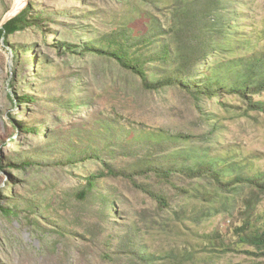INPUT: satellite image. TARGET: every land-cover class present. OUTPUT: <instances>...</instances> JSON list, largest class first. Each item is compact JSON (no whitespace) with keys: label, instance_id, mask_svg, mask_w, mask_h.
Returning <instances> with one entry per match:
<instances>
[{"label":"rangeland","instance_id":"obj_1","mask_svg":"<svg viewBox=\"0 0 264 264\" xmlns=\"http://www.w3.org/2000/svg\"><path fill=\"white\" fill-rule=\"evenodd\" d=\"M182 1L26 0L37 25L0 37V204L19 205L9 216L0 210V264H264V250L239 235L244 223L264 226V194L233 185L237 170L221 183L179 172L134 176L164 195L165 207L120 174L137 169L142 153L167 160L183 148L200 161L228 156V163L246 159L242 172L264 170V108L250 106H264V90L196 98L179 85L148 89L109 54L84 50H122L148 78L163 79L170 66L157 53L185 46L174 16ZM15 2L0 0V25ZM225 13L231 48L219 50L212 65L264 44V0H217L209 10L213 19ZM22 95L32 100L21 102ZM33 125L39 136L24 130ZM170 134L182 137L159 152L137 140L150 135L161 143ZM87 152L99 158L68 162ZM31 157L39 161L14 166ZM126 234L133 246H121Z\"/></svg>","mask_w":264,"mask_h":264},{"label":"trees","instance_id":"obj_2","mask_svg":"<svg viewBox=\"0 0 264 264\" xmlns=\"http://www.w3.org/2000/svg\"><path fill=\"white\" fill-rule=\"evenodd\" d=\"M216 2L217 0H203V4L201 3V6L198 8V1L184 0L177 7L175 6L174 16L177 19L176 22H178V30L183 33L186 40L185 42H182L185 46L181 45L174 51H172V49L170 50L169 47L163 46V48L157 53L156 58L160 61L168 62L170 66V68L164 69L162 72L164 74L163 79H157L154 81L148 78L144 73L143 64L140 62L132 63L127 54L122 50L105 53L95 50L91 46L86 47L84 50L100 54H109L121 66L138 73L143 80L144 86L148 89L160 88L164 85H179L190 91L196 98L203 97L204 95L210 98H219L222 91L236 93L241 97L259 94L264 90V44L259 51L252 52L245 58H230L227 61H219V59H215L214 65H212L213 63L210 61L219 50H230L233 33L230 29V22L227 19L226 13L223 14L222 19H213L210 17L211 15L209 16V10L216 8ZM34 25H37L36 11L34 10L32 3H28L15 16L11 17L1 25L0 37L7 39L15 32ZM245 40L247 41V39ZM239 42L241 45L243 44L241 39ZM250 46L251 43L248 42L246 47ZM201 66L205 67L206 73H201V71H199ZM18 99L21 102L27 99L32 100L29 95H22ZM219 102H221V100ZM250 106L259 110L264 108L263 104L260 102L251 103ZM16 127H18V125H16ZM24 130L27 133H33L36 136L41 134L40 128L34 125L30 127L27 126ZM179 136L182 137L181 135L170 134L165 138V141L153 144L150 141V135L144 137L141 135L137 140L144 147L150 146L151 151L159 152L166 148H173L174 144L171 141ZM184 136L188 138V135ZM194 154V152L183 148L176 151L171 159L165 160L161 157L150 159L147 157L146 153H142L140 160H143V162L138 165L137 169H134L131 172H121L120 174L134 181V176L136 175L153 173L161 179H171L176 172H179L190 179L208 175L221 183L220 178L227 173L228 169H230L233 172L236 170L238 171V173L231 179L233 185L247 183L254 186L259 193L264 194V170L259 173L244 170L242 172L241 168L245 166L243 162L246 159H241V162L233 161L228 163L227 160H230L228 156L221 158L204 155L200 161L199 156L201 155ZM86 158L97 159L99 158V155L93 152H87L84 157L69 159L68 162L75 163ZM189 158H196L199 162L193 166L182 164L177 167L178 162H187ZM38 161V159L31 157L30 159L20 161L14 166L19 169L27 168L33 166V164ZM249 165H251V162H248L246 166ZM224 166H227V168ZM110 173L117 174V172H114L113 170H111ZM95 177L96 176L94 175L93 178ZM93 178L90 180H94ZM89 185L92 186V181L89 182ZM134 185L156 199L160 207L169 205L167 198L161 193L156 192L145 185L138 184L135 181ZM9 198L13 199V197ZM18 206L17 202H14L12 206L7 205V203L5 205L0 204V210L9 216L18 211ZM239 231V235L244 241H247L250 245L259 248L260 250H264V226L248 222L242 224L239 227ZM127 238L128 235L126 234L121 240V246H126L128 244L133 246V240ZM145 261L149 263L150 258Z\"/></svg>","mask_w":264,"mask_h":264},{"label":"bare ground","instance_id":"obj_3","mask_svg":"<svg viewBox=\"0 0 264 264\" xmlns=\"http://www.w3.org/2000/svg\"><path fill=\"white\" fill-rule=\"evenodd\" d=\"M25 1L26 0H16L11 13H16L18 10H20L24 6Z\"/></svg>","mask_w":264,"mask_h":264},{"label":"water","instance_id":"obj_4","mask_svg":"<svg viewBox=\"0 0 264 264\" xmlns=\"http://www.w3.org/2000/svg\"><path fill=\"white\" fill-rule=\"evenodd\" d=\"M22 8H23V7H22ZM22 8H21V9H22ZM21 9H20V10H21ZM20 10H19V11H20ZM19 11H17L16 13H14L11 17L15 16ZM11 17H9V18H7L5 21H3V22L1 23V25H2L3 23H5L8 19H10ZM1 25H0V27H1Z\"/></svg>","mask_w":264,"mask_h":264}]
</instances>
